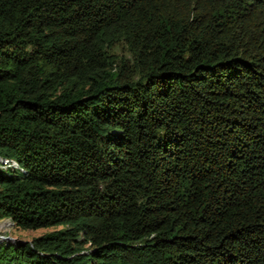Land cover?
Instances as JSON below:
<instances>
[{"label":"trees","instance_id":"1","mask_svg":"<svg viewBox=\"0 0 264 264\" xmlns=\"http://www.w3.org/2000/svg\"><path fill=\"white\" fill-rule=\"evenodd\" d=\"M11 224L60 229L0 264H264V0H0Z\"/></svg>","mask_w":264,"mask_h":264},{"label":"rangeland","instance_id":"2","mask_svg":"<svg viewBox=\"0 0 264 264\" xmlns=\"http://www.w3.org/2000/svg\"><path fill=\"white\" fill-rule=\"evenodd\" d=\"M122 54V52H121ZM5 229L8 231H2L0 230V236H5V238L0 239V244H4L8 239L10 240H18L21 242H28L31 241L33 238L41 236L45 233H48L50 231H53L55 229H60V227L57 228H50V229H41L37 231H26V230H21L18 228H14L13 225H6Z\"/></svg>","mask_w":264,"mask_h":264},{"label":"bare ground","instance_id":"3","mask_svg":"<svg viewBox=\"0 0 264 264\" xmlns=\"http://www.w3.org/2000/svg\"><path fill=\"white\" fill-rule=\"evenodd\" d=\"M12 223V222H11ZM13 225V224H12ZM2 237H5V236H2Z\"/></svg>","mask_w":264,"mask_h":264}]
</instances>
